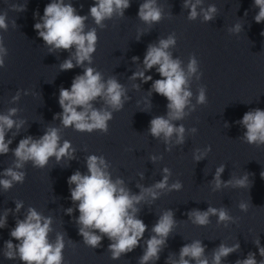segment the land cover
Listing matches in <instances>:
<instances>
[{"label": "clouds", "instance_id": "clouds-1", "mask_svg": "<svg viewBox=\"0 0 264 264\" xmlns=\"http://www.w3.org/2000/svg\"><path fill=\"white\" fill-rule=\"evenodd\" d=\"M130 6L131 0H93L88 14L80 15L72 0H51L45 6L42 16L39 12L34 13V17H38L34 30L48 47L49 53L62 51L69 53V56L59 64L60 71L79 67L83 69V73L72 79L70 88L61 86L59 89L58 103L62 111L54 114L53 120H59L62 127L50 125L44 130L43 135L39 137L27 135L19 140L14 149H10L26 120L16 118L20 112L17 107L0 113V156L11 152L14 158L11 165L0 172V188L4 192L16 184L25 182L24 169L28 163L34 168L43 169L52 158L57 164L64 159L68 161L76 159L77 150L71 141L67 139L62 141V129L72 128L74 131L89 134L94 131L108 133L109 122L114 118V113L123 110L131 97L128 95V88L119 82L116 75L105 79L102 72L91 66L99 40L97 28L105 29L107 27L105 21L114 17L123 18ZM11 7L17 12H23L27 9V3L13 4ZM253 7L259 9L254 16L255 22L258 24L264 22V0H254ZM182 8L188 10L189 21L202 18V22L205 23L213 21L219 11L215 4H208L205 7L204 0H183ZM137 15L149 29L165 18L158 0H143ZM89 17L92 18L95 27L88 28L86 21ZM11 23L13 28L17 27L15 20ZM8 28L7 12H4L0 14V30L7 32ZM242 29L243 25L237 22L227 31L230 34H239ZM147 33L149 32H141L137 41ZM261 35H264V32ZM176 44L177 37L174 32L166 38L160 36L156 42L148 44L142 63L138 56L131 58L137 68L128 77L130 81L141 82L133 83L132 89L139 90L141 84L152 81L147 91L149 97L156 93L166 98V115L154 116L149 122L147 132L154 139L162 141L166 146L165 151L168 152H171L173 147L183 146L186 136L195 135L198 131L196 127L186 129L183 123L177 122L183 121L194 112L197 105L208 103L207 89L204 85L198 86L195 103L192 102L194 95L191 90L192 82L194 79L200 81L203 73L195 54L189 56L186 65L179 57H174L171 49L175 48ZM7 55L4 37L0 35V68L5 67ZM152 69H155L160 79L153 80L151 75H146ZM22 93L29 94L27 90L18 89L12 96L11 103H17ZM97 103L101 106L96 107ZM148 103L151 104V99ZM236 123L246 129L239 137L243 142L257 148L264 146V110L250 109ZM209 152L211 145L203 149L196 148L193 150V160L202 161ZM162 159V155L149 157L152 163ZM85 162L87 172L76 170L67 179L73 207L64 209L68 216H73L78 210V217L73 219L78 227V234L83 237V243L95 249L101 247L102 240L107 237L110 241L108 252L111 259L119 260L141 246L143 240V254L138 258V264H155L160 259V253L167 247V241L177 227L178 221L172 209L163 210L151 227L150 238L144 239L148 225L139 218L142 210L139 206L151 205L164 194L181 191L182 181L177 179L169 183L172 171L165 166L161 170V180L149 186L137 183L135 186L139 192L134 193L123 178L113 179L110 172L111 164L103 155L89 154L85 157ZM224 171L225 164L216 167L214 177L209 181L213 192L226 188L248 190L251 188L249 173L244 172L239 177L231 174L230 179L224 181L221 178ZM138 175L141 180L145 178L144 172ZM261 177L264 178V172H261ZM14 203L15 209H4L0 215V229L8 226L9 214L16 217L15 227L9 234L18 243L14 244L12 239L4 242V258L19 259L21 264H64L65 233L56 232L55 239H50V234L54 231L53 218L29 206L23 214V219H20L18 214L24 209V202L15 200ZM238 207L240 211L247 212L249 203L241 201ZM186 215L188 221L199 227H207L211 223V217H216L217 225L222 224L224 227L238 219L230 215L227 207L218 208L211 204H208L206 210L194 208ZM253 243L262 259L258 261L256 253L250 251L246 258L237 259L235 264H264V246H261L260 237ZM206 247L201 240H192L179 249L178 255L169 254L165 264H223L228 256L239 252L241 248L239 241L231 245L221 242L212 250L209 257L206 254Z\"/></svg>", "mask_w": 264, "mask_h": 264}]
</instances>
